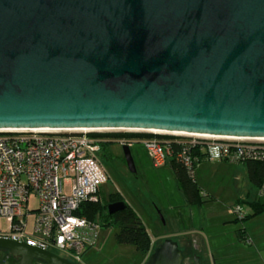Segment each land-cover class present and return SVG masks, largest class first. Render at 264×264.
Here are the masks:
<instances>
[{
    "label": "water",
    "instance_id": "obj_1",
    "mask_svg": "<svg viewBox=\"0 0 264 264\" xmlns=\"http://www.w3.org/2000/svg\"><path fill=\"white\" fill-rule=\"evenodd\" d=\"M81 128L264 138V0H0V129ZM0 249L77 264L2 235ZM183 257L168 237L145 264Z\"/></svg>",
    "mask_w": 264,
    "mask_h": 264
},
{
    "label": "built area",
    "instance_id": "obj_2",
    "mask_svg": "<svg viewBox=\"0 0 264 264\" xmlns=\"http://www.w3.org/2000/svg\"><path fill=\"white\" fill-rule=\"evenodd\" d=\"M117 132L154 136H107ZM251 140L257 139L135 129H0V218L9 225L0 235L62 252L77 263L95 244L101 227L98 220L77 211L84 203L97 202L102 184L109 179L104 146L139 144L154 166L175 159L194 179L199 156L192 150L201 157L231 163L264 159V143ZM259 191L263 195L264 189ZM232 208L241 220L249 212L240 203Z\"/></svg>",
    "mask_w": 264,
    "mask_h": 264
},
{
    "label": "rangeland",
    "instance_id": "obj_3",
    "mask_svg": "<svg viewBox=\"0 0 264 264\" xmlns=\"http://www.w3.org/2000/svg\"><path fill=\"white\" fill-rule=\"evenodd\" d=\"M262 142L264 143V141ZM121 147V145L115 142L109 144L110 150L114 152L113 154H115V152H119L120 155H112L110 157L111 161L105 162V168L109 174V179H107L101 186L104 199H108L109 195L113 192L120 193L121 197L126 200L127 204H129L132 209H135V211L140 215V218L151 239L156 240V243L153 245V247H156L160 243L162 237L161 233L158 234L157 229H160L161 226H163V220L159 213L153 209V197L158 199L159 203L162 204L161 206H169L168 203L174 199V196L171 193L172 190L174 191L173 183L172 181L165 179V177L163 179V176H160L157 167L154 166L152 162L151 164L148 162L145 154L141 150L138 151V149H141L139 144H135L130 149L133 154V159L136 158L137 163L140 159L143 164L137 165L136 163V171L130 172L127 169L122 157L123 152ZM234 185L236 184L226 183L219 187L215 194L217 200L215 202L205 204L208 208H206L207 210L198 207V204L190 208H181V212L186 220L181 223L183 224L182 227H184V229L181 230L180 233L195 234L193 240L192 238H188L185 239L186 241H183V236L175 237L173 239L178 243L182 252L186 253V257L194 252V255L200 257L204 264H213L212 255L214 257H225L232 251L235 252L237 250L233 245H231L232 236L229 234L230 224L233 222L221 221L220 218L217 217L219 216L218 213H216L218 211L220 214L222 213L221 215H225L226 218L227 213L228 215L235 217L234 213H232L233 210H231L233 208L231 207L230 209L232 200L235 199V196H237ZM237 186L240 187V184L238 183ZM253 189L254 194L250 195L249 199H262L263 195L260 194V191L254 186ZM30 204L34 205L33 199ZM245 206L246 208H249L246 203ZM149 212H152L155 215V221L153 220L152 222V217ZM203 218H205L206 223L202 225L199 221ZM192 219L195 221V226L197 228L194 231L188 227L190 225L193 226L192 224H189ZM235 219L240 223L243 222V220L239 218L235 217ZM31 222V217H29L28 230H30ZM202 227L203 229H201ZM8 229L9 225L6 219L0 218V234L6 233ZM116 232L117 228L115 226L107 225L100 227L95 244L81 255L77 264H145L147 258L153 250V247H151L146 254H142L137 251L133 245L118 243L115 239ZM165 232L168 233V231ZM261 237L263 236L261 235ZM244 241L247 244L252 243L249 236L244 237ZM258 248L260 249V245ZM262 248L264 247L262 246ZM55 253L76 263L68 257V255L62 252L55 251ZM251 254L257 257L258 251L241 255V257H249V261L250 257H252ZM5 257H7V253L0 251V264H16V262L12 259H9L8 262L1 263ZM32 264L45 263L41 261H34ZM249 264H257V262H249Z\"/></svg>",
    "mask_w": 264,
    "mask_h": 264
},
{
    "label": "crops",
    "instance_id": "obj_4",
    "mask_svg": "<svg viewBox=\"0 0 264 264\" xmlns=\"http://www.w3.org/2000/svg\"><path fill=\"white\" fill-rule=\"evenodd\" d=\"M140 148L141 149H138V151L141 150L145 154L148 162L151 164V160L146 150L144 149V147L141 146ZM106 152H107V155H109V153H111L112 155H115V154L120 155L119 152H115V154H113L114 152L110 150L109 144L106 148ZM110 159L111 158L109 157L107 158L103 155L104 163L106 161H111ZM136 163H137V160L135 158L134 165H136ZM142 164L143 163L139 159L137 165H142ZM157 169L159 170L158 172L160 173V176H163V179L165 177V179L172 181L174 191L172 190L171 193L173 194L174 199H175V200L172 199L171 202L168 203L169 206L163 207L161 206L162 204L159 203L158 199L156 197H153V202H152L153 209H155L159 213L160 217L163 220V226H161L160 229L159 228L157 229L158 234L159 233L162 234L161 241L168 237L171 239H174L175 237H180V236H183V241H186L185 239H188V238H192L193 240V237L195 234L193 235V234H188V233L187 234L180 233L181 230L184 229V227H182L183 224L181 223H183L186 220L184 215L181 212L182 211L181 208H190L197 204H193L187 201L183 191L181 190L178 184L175 171H174V164L171 160H168L162 166H158ZM135 171H136V167H135ZM194 181L200 190V196H202L201 202L198 203V207L204 208L205 210L208 209L205 204L215 202L217 200L215 196L216 191L219 189V187L223 186L226 183L236 184L234 186L236 188L237 196H235V199L232 200L230 209L235 203H239L238 202L239 200L241 201L250 200L249 196L254 194L253 185L250 183L248 179L246 165L242 162L241 163H231L225 160H210L205 157H200V160L196 163L195 168H194ZM238 183L240 184V187L237 186ZM123 200L126 202L125 199ZM133 210L135 211V209ZM149 213H150V216L152 217L151 220L153 222L155 215L152 212H149ZM210 213H213V212H210ZM216 213H218L219 216L217 217H219L221 221L233 222L232 224H230L229 234L230 236H232L231 245H233L237 250L235 252L232 251L228 256H225V257H214L212 255L213 264H249V262L250 263L257 262V264H264V248H262V246L264 247V244H263L264 243V227H263L264 226V214H259L257 216L251 217L248 220H245L240 223L239 221H236L235 217H232V215L231 216L228 215V213H227V218L225 217V215H221L222 213L220 214L218 211ZM137 215L140 217L138 213ZM199 223H202V225L205 224L206 223L205 218L201 219ZM189 224L193 225V226L191 225L188 226L193 231L197 229L195 226V221H193V219L190 221ZM241 228L244 229V232L242 233L241 235L242 237L240 238V236L237 233V230ZM201 229H203V227ZM165 231H168V233H166ZM261 235L263 237H261ZM246 236H249L251 238L252 240L251 244H247L244 241L243 238ZM155 243H156V240L151 239V247H153ZM259 245H260V249L258 248ZM255 251H258L257 257L251 254L252 257H250L249 261H248L249 257H241V255L253 253Z\"/></svg>",
    "mask_w": 264,
    "mask_h": 264
},
{
    "label": "trees",
    "instance_id": "obj_5",
    "mask_svg": "<svg viewBox=\"0 0 264 264\" xmlns=\"http://www.w3.org/2000/svg\"><path fill=\"white\" fill-rule=\"evenodd\" d=\"M107 136L110 137H122V136H154L153 134H141V133H109ZM162 138H170L168 135H157ZM106 148L104 146V156L111 157L112 154L107 155ZM195 156H199L196 163L200 160L202 154L198 150H192ZM124 159V158H123ZM174 164V171L178 181V184L183 191L188 202L198 204L201 202L202 196H200V190L197 187L193 177H191L185 167L175 159H170ZM241 163V162H240ZM242 163L246 165L248 179L250 183L258 190L264 189V159L262 160H245ZM123 198L118 192H113L109 195L108 199H104L102 190H100L99 200L95 203H84L81 208L77 211V214H82L88 219L98 220L102 226H115L117 232L115 233V239L120 244L133 245L137 251L142 254H146L151 248V238L149 233L144 226L141 218L137 213L127 204L124 209L116 211L115 213L107 212V204L110 202L121 201ZM240 204H247L249 212L242 219L243 221L248 220L251 217L259 214H264V193L263 198H256L247 201H238ZM244 229H238L237 233L242 237ZM244 239V238H243ZM1 250V249H0Z\"/></svg>",
    "mask_w": 264,
    "mask_h": 264
},
{
    "label": "flooded vegetation",
    "instance_id": "obj_6",
    "mask_svg": "<svg viewBox=\"0 0 264 264\" xmlns=\"http://www.w3.org/2000/svg\"><path fill=\"white\" fill-rule=\"evenodd\" d=\"M0 251H2V252H6L7 253V257H5V259L3 260V261H1V263H3V262H8V260L9 259H12L13 261H15L16 262V264H19V259H17V258H15V257H13V256H11L7 251H4V250H0ZM183 255H184V257H183V264H192L193 263V258H194V252L193 253H191V255L189 254V256L188 257H186V253H184L183 252ZM148 259V258H147ZM198 259H199V262L200 263H202V264H204V262L200 259V257H198ZM34 262V261H33ZM146 263V262H145Z\"/></svg>",
    "mask_w": 264,
    "mask_h": 264
},
{
    "label": "bare ground",
    "instance_id": "obj_7",
    "mask_svg": "<svg viewBox=\"0 0 264 264\" xmlns=\"http://www.w3.org/2000/svg\"><path fill=\"white\" fill-rule=\"evenodd\" d=\"M104 129H111V128H104ZM147 131L158 132V133H180V134H182V132H170V131H161V130H147ZM185 134H194V133H185ZM199 135H202V134H199ZM208 136H210V135H208ZM233 138H239V139H257V140L264 141V138H261V137H256V138L233 137Z\"/></svg>",
    "mask_w": 264,
    "mask_h": 264
}]
</instances>
